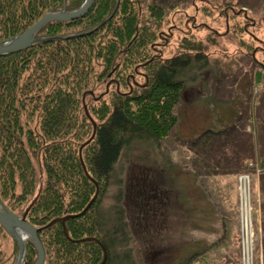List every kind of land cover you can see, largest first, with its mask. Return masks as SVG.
I'll use <instances>...</instances> for the list:
<instances>
[{"label":"trees","instance_id":"obj_1","mask_svg":"<svg viewBox=\"0 0 264 264\" xmlns=\"http://www.w3.org/2000/svg\"><path fill=\"white\" fill-rule=\"evenodd\" d=\"M219 1L207 0L208 4L201 8L212 23L216 22L213 10L224 3V0ZM83 2L0 0V45L29 29L45 14L64 9L73 11ZM142 3V0H94L83 18L52 22L42 27L35 37L63 38L86 33L84 36L42 42L0 56V200L16 217H22L32 203L26 221L41 228L44 264H100L103 259L99 245L87 241L71 243L59 223L42 229L54 219L78 215L90 203L96 191L86 174L97 183L98 195L82 217L65 222L68 236L71 240L90 237L100 241L107 256L105 264H133L126 251L120 259L113 255L116 247L125 249L128 238L122 208H114V220L109 223L102 221L96 212L124 148L133 139L146 137L151 143L156 142L153 146L159 150V155H164L160 142L177 124L175 107L183 91L182 75L206 69L208 60L203 50L213 48L220 34L237 33L246 54L253 51L255 40L252 35L254 41L247 39V34L250 35L247 29L252 23L256 26L261 23L260 18H254L256 14L246 18L238 14L240 8L225 3V11L219 15L224 19V30H210L204 47L202 40L190 41L193 36L199 38L196 34L184 35L175 43L174 54L167 57L164 53L167 48L161 53L158 44L168 29L177 35L182 30L173 16L170 18L173 10L180 12L177 0H150L145 6ZM243 3L248 6L250 2ZM104 22L106 24L95 30ZM261 51L264 57V47ZM254 61L253 56L250 62ZM134 74L142 75L143 85L138 91L133 88L129 92L128 78ZM195 79L193 75L192 81ZM103 92L106 93L99 97ZM83 105L84 108L87 105V115ZM34 121L35 125L31 126ZM227 133L225 130L204 133L210 138L204 142L206 149L211 148L212 138ZM232 161L235 165L231 167L226 164L206 167L204 175H216L217 169L222 174L237 173L241 165L243 167V160L235 154ZM144 165L149 168L147 163ZM193 176V185L200 187V178ZM152 184L148 185V189L153 190L150 194L157 196L158 188H153ZM260 184L264 193V176ZM154 196L149 198L135 190L125 199L132 203L135 214L144 219L149 199L153 203L158 201ZM261 216L264 264V206ZM4 232L0 226V234ZM1 243L0 236V264H4ZM13 245L16 255L15 241ZM25 249L22 264H34L37 250L31 239L26 241ZM12 260L14 264V256Z\"/></svg>","mask_w":264,"mask_h":264},{"label":"rangeland","instance_id":"obj_2","mask_svg":"<svg viewBox=\"0 0 264 264\" xmlns=\"http://www.w3.org/2000/svg\"><path fill=\"white\" fill-rule=\"evenodd\" d=\"M142 1L141 5L145 6L150 0ZM193 1L177 0L180 12L173 10L170 12V18L173 16L176 25L182 30L177 35L173 33L174 30L168 29L161 36L159 51L167 48L164 51L165 56H172L176 48L175 43L188 34L199 36V38L193 36L190 41L193 43L202 40L204 47L205 38L210 30H217L215 28L224 30L222 26L224 19L219 15L225 11V3L248 11L249 17H254L252 14H256L258 16L254 18H260L261 23L257 26L252 23L247 29L250 33L247 34V39H252V35L255 40L252 43L253 51L246 54L237 33V36L231 35L227 34L228 31L226 35L220 34L221 37L216 40L213 48L208 47L203 50L208 60L206 69L194 70V73L182 75L183 91L175 107L177 124L170 135L160 142L164 155H159V150L153 146L156 142L151 143L146 137L140 140L133 139L128 147L124 148L120 160L114 167L112 181L104 190L96 212L99 213L102 221L105 219L107 223L111 219L114 220L115 207L120 206L124 212L123 221L126 222L125 232L127 230L128 238L125 241V249L116 247L114 250L113 255L116 259L122 258V253L126 251L133 264H244V257L249 252L251 264H263L260 250L263 240V218L260 208L264 206V193L261 192L260 178L264 176V68L261 66L264 65V57L261 53L264 47V17H262L264 0H249L248 6L243 3L246 0H224V3L213 10L216 11L214 14L217 19L214 23L205 18L201 11V8L208 4L207 0H195L196 3ZM183 8L186 10L183 11ZM243 38L246 39L245 36ZM250 55L254 56L253 63L250 62ZM136 73L138 74V71ZM193 75L195 81H192ZM142 80V75L137 77L135 74L130 75L129 92L133 88L138 91L143 85ZM105 88L107 90L108 85ZM105 93H101L99 97ZM92 101L95 99L93 98ZM81 103L84 104V100H81ZM85 107L83 105L87 115V105ZM35 123L36 121L31 123V126ZM236 124L239 131L228 138L223 134L222 137L212 138L211 148L206 149L204 142L209 136L204 133L211 130L217 132L230 130ZM190 142L195 144L189 145ZM191 148L197 151L196 154ZM79 149V159H81L82 146ZM235 154L241 161L245 159L242 162L243 168L236 175L247 173L249 175L247 181L250 182L252 179L249 183L251 190L244 193L246 195L244 199L238 191H242L241 187L244 184L238 183L235 178L224 177L221 175L222 172H218L219 169L216 175L210 177L204 175L203 169L206 167L235 165L232 161L235 160ZM145 163L149 168L144 165ZM193 174L200 178V187L193 185L195 181ZM237 176L242 177V175ZM86 177L93 180L88 174ZM150 183H153L151 185L153 188H158L157 196L150 194L153 191L148 189ZM135 190L139 191V194L145 193L149 198L154 196L158 200L153 197L152 199L157 201L153 203L154 201L149 199L144 219L135 214L132 203L125 199L128 193H135ZM0 202L4 205L1 200ZM31 207L32 203L22 217L28 214ZM243 213L248 217L249 228V249L246 250L240 228ZM107 226L110 229L109 224ZM0 236L4 264H12L13 256L15 264L18 254L17 251L14 255L15 240L6 230ZM29 239L31 238H25L24 244ZM66 239L71 243H83L85 239L93 238L71 240L68 236ZM31 241L33 242L32 239ZM97 242L92 243L99 245L103 255L105 248L100 241Z\"/></svg>","mask_w":264,"mask_h":264},{"label":"water","instance_id":"obj_3","mask_svg":"<svg viewBox=\"0 0 264 264\" xmlns=\"http://www.w3.org/2000/svg\"><path fill=\"white\" fill-rule=\"evenodd\" d=\"M94 0H84L83 4L79 7L77 10H73V12H67L65 9L62 10V12L59 13H51V14H45L44 16L39 19L36 23H34L32 26H30L29 29L21 33L20 35L9 39V41L4 42L2 45H0V56L2 55H10L11 53H16L20 52L21 50L28 49L32 45H35L37 43H42V42H52L55 40H63V39H74V37H81L84 36L85 34L82 35H74L71 37H52L50 39L47 38H41V39H36L35 36L39 32V30L48 25L51 24L52 22H67V21H73V19H78L81 17H84L85 14L92 8ZM243 10H240L239 13H241ZM245 16V14H244ZM108 21V20H106ZM106 22L102 23L101 25L97 26L95 30L99 29L102 27ZM93 30L92 32H94ZM89 32V33H92ZM91 94V93H89ZM92 95V94H91ZM93 96V95H92ZM91 120V119H90ZM92 126H94L95 130V125L93 121H91ZM93 136V134H92ZM91 136V137H92ZM93 138V137H92ZM93 181V180H90ZM94 182V181H93ZM96 186V193L92 197L90 203L82 210L80 215H71V216H66L60 219H54L52 220L46 227L44 228H50V225H53L55 223H59L63 225V233L66 237L67 236V228L65 225V222L72 217H80L83 214H85L86 211L89 210V208L92 206L94 203L93 201L97 197L98 191H97V184L94 182ZM0 225L2 228L8 232V234L13 238L17 244V249H18V254L16 256V262L15 264H22L23 263V258L25 254V244H24V239L25 238H31L33 240L34 246L37 249V261L35 264H43L45 259V250L42 246L40 237H38L39 231L41 229H36L32 225L26 222V216L24 215L23 217H16L13 215L7 207H5L1 202H0ZM43 228V229H44ZM92 241V242H97L98 240L94 239H85V241ZM98 243V242H97ZM104 258L103 261L100 264H104L106 256L105 252L103 254Z\"/></svg>","mask_w":264,"mask_h":264},{"label":"bare ground","instance_id":"obj_4","mask_svg":"<svg viewBox=\"0 0 264 264\" xmlns=\"http://www.w3.org/2000/svg\"><path fill=\"white\" fill-rule=\"evenodd\" d=\"M262 68H264V65L262 66ZM239 120L240 119H238V122H239ZM225 131H228V133L230 132V134H228V133L225 134L226 137L232 135L234 132L239 131L238 124H236L233 128H230V130L225 129ZM218 138H219V136H218ZM250 139L252 140V137ZM263 143H264V139H263ZM263 148H264V146H263ZM251 154H252V157H253L254 151ZM242 160L244 161L245 159H242ZM242 168L243 167L241 165L240 169H242ZM257 170L260 171L259 169H257ZM221 175H223L224 177H230V178H233V179L235 178L236 180H238L237 181L238 183L244 184V185H242V190L244 192L251 190V187H250L249 183L251 182L252 179H250V182L247 181V179H249V175H247V173L237 174V175H242V177L237 176L236 172H234L232 174H221ZM233 182L236 184V181L233 180ZM238 191L240 192V190H238ZM241 216H242V222H241L242 227H240V228H241V232H242L243 239H244V249L246 250V249H249L248 217H246V215H244V213ZM244 260H245L244 264H251L250 253L249 252L247 253V255H245Z\"/></svg>","mask_w":264,"mask_h":264},{"label":"built area","instance_id":"obj_5","mask_svg":"<svg viewBox=\"0 0 264 264\" xmlns=\"http://www.w3.org/2000/svg\"><path fill=\"white\" fill-rule=\"evenodd\" d=\"M241 189H242V187H241ZM244 193H246V192H244L243 190H242V191H240L241 198H243V199H244V198H245V196H246V195H244Z\"/></svg>","mask_w":264,"mask_h":264}]
</instances>
